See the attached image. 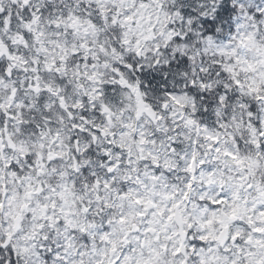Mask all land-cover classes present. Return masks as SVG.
Here are the masks:
<instances>
[{"label": "snow or ice", "instance_id": "6c2138e0", "mask_svg": "<svg viewBox=\"0 0 264 264\" xmlns=\"http://www.w3.org/2000/svg\"><path fill=\"white\" fill-rule=\"evenodd\" d=\"M0 264H264V0H0Z\"/></svg>", "mask_w": 264, "mask_h": 264}]
</instances>
